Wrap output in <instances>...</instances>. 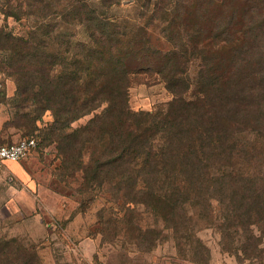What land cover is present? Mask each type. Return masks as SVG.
Segmentation results:
<instances>
[{"label": "trees", "instance_id": "trees-1", "mask_svg": "<svg viewBox=\"0 0 264 264\" xmlns=\"http://www.w3.org/2000/svg\"><path fill=\"white\" fill-rule=\"evenodd\" d=\"M29 1L61 5L60 23L24 34L0 28V51H9L0 70L15 78L24 106L36 105L17 106L4 127L56 143L64 173L82 171L86 186L151 210L176 235L204 221L231 243L244 234L245 253L259 243L264 0H146L150 11L137 16L107 12L123 0ZM74 23L82 37L63 29ZM141 73L165 83L173 95L166 106L132 109L130 87ZM48 112L53 120L41 125ZM134 217L121 218L125 233L156 246L161 231ZM0 264L44 262L36 245L0 235Z\"/></svg>", "mask_w": 264, "mask_h": 264}, {"label": "rangeland", "instance_id": "rangeland-1", "mask_svg": "<svg viewBox=\"0 0 264 264\" xmlns=\"http://www.w3.org/2000/svg\"><path fill=\"white\" fill-rule=\"evenodd\" d=\"M128 2L123 0L107 12L137 16L150 11L144 5L146 0L132 5ZM50 3L51 8H45L29 0H0V28L24 34L32 27L41 30L45 25L59 24L56 14L62 6ZM63 29L84 35L82 25L76 23ZM8 56L9 51H0V60ZM16 88L15 78L0 70V141L13 143L30 137L37 145L24 159L0 166V235L36 245L44 264H264V237L259 243L250 242L247 253L241 249L247 243L244 234H236L231 243L216 224L204 221L182 237L169 231L151 210L134 205L128 209L120 196L105 188L86 186L82 171L64 173L56 143L41 145L38 134L4 127L17 106L24 110L36 106H24L15 96ZM172 98L165 83L155 76L141 73L133 77L129 96L132 109L155 111ZM90 117L81 118L73 127ZM52 120L48 112L41 125ZM127 212L135 216V223L140 219L144 227L161 231L156 246L148 248L149 240L141 246L132 238L133 231L125 233L121 218Z\"/></svg>", "mask_w": 264, "mask_h": 264}, {"label": "built area", "instance_id": "built-area-1", "mask_svg": "<svg viewBox=\"0 0 264 264\" xmlns=\"http://www.w3.org/2000/svg\"><path fill=\"white\" fill-rule=\"evenodd\" d=\"M37 145L35 138H25L13 143L0 141V166L7 161L24 159Z\"/></svg>", "mask_w": 264, "mask_h": 264}]
</instances>
